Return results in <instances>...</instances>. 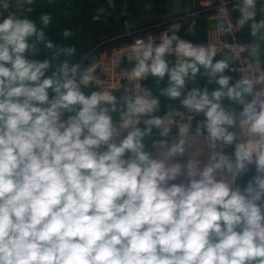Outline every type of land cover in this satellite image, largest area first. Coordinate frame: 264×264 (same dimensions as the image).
Returning a JSON list of instances; mask_svg holds the SVG:
<instances>
[{
	"label": "clouds",
	"instance_id": "clouds-1",
	"mask_svg": "<svg viewBox=\"0 0 264 264\" xmlns=\"http://www.w3.org/2000/svg\"><path fill=\"white\" fill-rule=\"evenodd\" d=\"M25 3L33 0H18V8ZM234 7L254 21L256 0ZM8 9L5 3L0 11V264H264V94L244 105L250 140L235 145L234 161L217 153L203 166L181 165L174 157L183 154L184 141L156 158L142 142L151 128L141 131L134 117L150 116L158 99L147 91L125 98L122 124L132 131L116 143L109 109L100 107L115 111L116 98L107 91L86 96L76 79L79 65L67 61L46 76L50 60L27 58L44 32L22 10ZM41 19L50 22L49 15ZM177 27L128 46L135 61L128 77L167 75L164 94L175 100L186 78L203 67L220 87L211 98L207 89L194 88L181 103L204 113L213 145L233 144L234 118L222 98L242 101L253 89L229 86L230 77L222 75L228 62L213 63L215 50L181 39ZM251 27L256 35L264 21ZM60 52L75 49L54 55ZM92 72L83 70L85 86ZM65 112L75 114L65 120ZM146 123L159 127L162 120ZM253 162L257 174L243 191L218 175L227 171L234 179Z\"/></svg>",
	"mask_w": 264,
	"mask_h": 264
},
{
	"label": "crops",
	"instance_id": "crops-1",
	"mask_svg": "<svg viewBox=\"0 0 264 264\" xmlns=\"http://www.w3.org/2000/svg\"><path fill=\"white\" fill-rule=\"evenodd\" d=\"M220 0H33L31 5L23 4L22 9L18 8V0H12L8 11H21L23 15L36 22L37 29L44 32V40L36 41L33 52L27 54L30 60H50L51 67L46 76L53 72L65 61L69 65H82L84 61L100 45L118 37L142 30L146 27L176 21L175 23L161 28V32L172 26L176 34L184 40L191 41L194 45L207 46L219 41L216 5ZM227 13L235 26V31L242 42L245 57L253 63L256 68L264 73V27H260L256 35H252V24L264 21V0H256V15L253 20H244L238 7L241 0H227ZM4 5V4H3ZM3 5L1 6L3 11ZM7 15V12H4ZM43 15L50 16L47 26L42 23ZM243 21V23H241ZM67 31L69 35L65 36ZM35 40V37L32 38ZM46 41H51L53 49L45 46ZM120 41V40H119ZM229 43L230 37L225 38ZM118 42V41H116ZM133 41L106 48L97 54L94 52L86 61L79 75L76 77L80 90L86 95L93 92H110L115 98V111L112 105L102 104L100 107H107L111 115L117 135L115 142L119 143L132 128H124L122 124V113L126 110L125 98L130 97L133 81L129 79L128 73L135 66V61L122 58L120 54L132 44ZM107 46V45H106ZM105 47V46H103ZM102 47V48H103ZM74 48L75 52L68 54L60 52L54 55L57 49ZM96 54V55H95ZM169 67H174L176 58L174 55L167 57ZM219 60H226L229 67L222 75L230 77L229 86L239 84V76L232 69L237 61L231 53L215 55L213 63ZM92 67L94 72L89 73L90 82L85 86L80 82L83 70ZM220 75V74H218ZM116 76H122L120 82L115 81ZM218 78V76H217ZM211 81V82H210ZM144 91L150 93V98L158 99L157 108L151 115L134 117L136 127L144 131L151 128L143 137L144 150L151 153L153 157L164 158L168 149L180 141H184L183 154H177L174 162L181 165L188 161H197L201 166L210 162L211 157L220 153L234 161L235 145L241 143L240 135L249 133L248 124L242 115L244 105L250 102L249 95L243 93L242 101L222 98V107L233 115L234 124L228 131L235 134L233 144H224L217 141L213 145L208 138L205 127L206 117L203 112H190L183 107L181 101L192 89L203 91L207 89L210 98L211 93L220 86L211 78L208 72L201 67L194 78H186L185 87L181 90V96L175 100L169 99L164 90L169 86L168 76L161 80L152 75L142 79ZM240 91L245 87L239 84ZM226 91V89H225ZM54 95L50 91V99ZM79 107V106H77ZM75 113L65 112L63 119L67 120ZM152 117L162 120L159 127L149 126L146 121ZM199 129V132H198ZM165 130H167L165 132ZM249 141V140H248ZM106 150L102 147L101 149ZM127 155V154H126ZM255 163L247 165V170L240 172L233 179L231 173L221 171L218 175L229 182L234 189L243 191L248 183L256 175ZM180 182V181H175Z\"/></svg>",
	"mask_w": 264,
	"mask_h": 264
},
{
	"label": "built area",
	"instance_id": "built-area-1",
	"mask_svg": "<svg viewBox=\"0 0 264 264\" xmlns=\"http://www.w3.org/2000/svg\"><path fill=\"white\" fill-rule=\"evenodd\" d=\"M12 0H0V11H2L1 6L5 3H10ZM229 1L220 0L216 5L217 9V19L219 21L218 26V37L219 41L217 43H212L210 45L204 46L207 49H214L216 55L231 53L236 59L237 63L232 69L233 72L237 73L239 76V84L243 85L245 88L251 86L253 92L249 95L250 101L253 99L256 94H264V73L260 72L256 66L251 63L243 53L242 42L238 38L235 26L230 20L227 10L222 12L221 9H226ZM142 36V37H146ZM230 37L231 41L227 43L225 38ZM134 42V40H133ZM132 42V43H133ZM159 41H157L158 43ZM128 48H126L121 55L122 58L128 59ZM129 60V59H128ZM122 76H116L115 81L120 82ZM244 81H247L248 84H245ZM144 89L142 86V79L139 81H133L131 88L130 97H134L137 94H144ZM250 140L249 133H242L240 135V141L245 142Z\"/></svg>",
	"mask_w": 264,
	"mask_h": 264
},
{
	"label": "water",
	"instance_id": "water-1",
	"mask_svg": "<svg viewBox=\"0 0 264 264\" xmlns=\"http://www.w3.org/2000/svg\"><path fill=\"white\" fill-rule=\"evenodd\" d=\"M175 22H177V20H176V21H170V22L163 23V24H159V25H154V26H151V27H146V28H144V29H142V30H139V31H136V32L129 33V34H127V35H124V36L118 37V38H116V39H113V40H110V41H108V42H106V43H103V44L100 45V46H99L94 52L99 51L103 46H106V45L111 44V43H113V42H116V41H119V40H123V39H126V38H130V37H136V36H139V35H141V34L149 33V32H152V31H155V30H158V29H161V28L167 27L168 25H171V24H173V23H175ZM94 52H93V53H94ZM93 53H91V55H89V57L86 59V61L92 56ZM86 61H84V62L82 63V65L80 66V68L78 69V72H77L76 77L79 75V73H80L81 69L83 68V66L85 65Z\"/></svg>",
	"mask_w": 264,
	"mask_h": 264
},
{
	"label": "trees",
	"instance_id": "trees-1",
	"mask_svg": "<svg viewBox=\"0 0 264 264\" xmlns=\"http://www.w3.org/2000/svg\"><path fill=\"white\" fill-rule=\"evenodd\" d=\"M160 31H161V30L158 29V30H155V31H152V32H149V33L141 34V35L136 36V37H130V38H126V39L120 40V41H118V42H113V43L108 44L107 46L101 48V49L97 52V54L100 53V52L103 51V50H106V48L108 49V48H112V47H115V46H119V45H121V44L131 42V41L135 40L137 37H142V36H145V35H148V34H157V33L160 32ZM95 55H96V54H95Z\"/></svg>",
	"mask_w": 264,
	"mask_h": 264
}]
</instances>
